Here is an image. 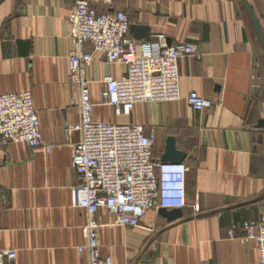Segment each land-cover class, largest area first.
<instances>
[{"label":"crops","instance_id":"1","mask_svg":"<svg viewBox=\"0 0 264 264\" xmlns=\"http://www.w3.org/2000/svg\"><path fill=\"white\" fill-rule=\"evenodd\" d=\"M98 12L124 11L151 39L191 43L198 55L179 59L182 98L142 103L130 115L102 104V79L126 72L93 51L87 69L93 119L138 123L155 135L154 157L169 136L186 153V205L168 221L149 209L139 227L102 226L99 256L113 264H259L254 241L242 242L233 225L264 215V50L241 0H88ZM264 37V0H245ZM73 0H0V92L29 90L42 136L51 147L0 145V251L14 249L11 264H86L85 212L72 207L71 145L80 133L77 85L70 80L68 39ZM130 35L133 34L130 32ZM153 39V38H152ZM211 107L192 109L190 92ZM196 209V210H195ZM96 218L107 223L105 209ZM1 259V258H0Z\"/></svg>","mask_w":264,"mask_h":264},{"label":"built area","instance_id":"2","mask_svg":"<svg viewBox=\"0 0 264 264\" xmlns=\"http://www.w3.org/2000/svg\"><path fill=\"white\" fill-rule=\"evenodd\" d=\"M110 7L112 0H100ZM68 54L70 80L77 85V107L80 120L65 126V131L80 133V140L71 145V167L77 183L71 187V205L85 212V236L79 253L87 251L86 264H113L107 255L99 256L98 229L102 226L139 227L149 209L183 208L186 205L184 163L162 162L154 157L155 135L146 133L138 123H116L93 119L95 104L90 96L87 69L93 51L103 53L108 63L126 65L118 78L102 79V104L115 115L128 116L137 104L176 101L182 98L179 84V59L198 55V46L191 43L168 44L163 33L151 39L130 35L127 14L107 8L98 12L88 0H73L69 15ZM194 110L209 108L212 102L192 91L185 97ZM24 143L29 148L51 147L43 139L38 112L29 90L0 92V145ZM105 209L110 218L102 223L96 218ZM196 210V209H195ZM241 234V241H254L257 261L264 264V215L259 221H243L229 231ZM14 249L0 251V264H11Z\"/></svg>","mask_w":264,"mask_h":264},{"label":"water","instance_id":"3","mask_svg":"<svg viewBox=\"0 0 264 264\" xmlns=\"http://www.w3.org/2000/svg\"><path fill=\"white\" fill-rule=\"evenodd\" d=\"M244 7L249 13V16L251 18V21L253 23V26L255 28V31L257 33V37L262 45V48L264 50V37L261 31V28L258 24V21L252 11V9L249 7L247 2L245 0H241ZM130 32L133 34V36L136 39H147L148 38V32L146 28L142 25H131L130 26ZM186 157V153L179 150L176 146L175 138L173 136H169L166 139L165 148L163 150V153L161 154V161L162 162H173V163H179ZM159 213L165 217L168 221L174 220L181 216V208H173V209H165L160 208Z\"/></svg>","mask_w":264,"mask_h":264}]
</instances>
